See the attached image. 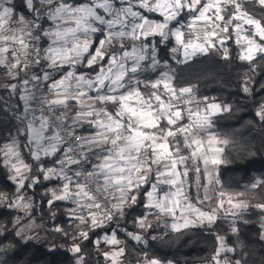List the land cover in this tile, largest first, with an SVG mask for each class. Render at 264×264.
Masks as SVG:
<instances>
[{
	"label": "snow or ice",
	"instance_id": "6c2138e0",
	"mask_svg": "<svg viewBox=\"0 0 264 264\" xmlns=\"http://www.w3.org/2000/svg\"><path fill=\"white\" fill-rule=\"evenodd\" d=\"M246 4L264 12V0H0V66L18 81L4 87L23 101L17 118L24 127L0 145V169L14 188L11 197L0 192V205L24 214L12 221L16 238H38L25 232L39 227L32 212L40 187L49 209L71 204L66 219L74 227L54 231L69 242L74 264H84L77 240L112 246L104 253L111 264L125 253L119 232L146 242L118 223L136 206L144 212L132 223L144 233L156 226L152 215L171 218L164 227L180 232L211 227L221 210L236 233L246 210L264 211L242 194H210L228 143L212 131L213 118L231 106L197 98L194 85L177 87L169 64L188 65L212 51L228 59L232 41L237 58L254 69L264 59V22ZM241 90L252 91L247 78ZM256 116L264 121V102ZM249 188H264V178ZM216 239L211 264H242L228 256L237 249L225 237ZM138 264L162 261L145 252Z\"/></svg>",
	"mask_w": 264,
	"mask_h": 264
},
{
	"label": "trees",
	"instance_id": "16d2710c",
	"mask_svg": "<svg viewBox=\"0 0 264 264\" xmlns=\"http://www.w3.org/2000/svg\"><path fill=\"white\" fill-rule=\"evenodd\" d=\"M13 2L19 4L20 0ZM245 7L252 15L264 22V12L258 7L251 4H246ZM228 14L230 15V12ZM227 47L230 53L228 59L223 58L222 52L212 51L195 58L188 65H177L171 60L169 64L176 69L179 77L180 82L177 87L194 85L197 98L208 97L209 102L231 106L230 111L221 112L213 118L212 131L219 139L228 143L222 145L223 159L226 162L219 166L220 183L212 195L216 197L220 192L233 196L242 194L239 199L254 206L264 203V188L259 190L249 188L254 178H264V121L256 116L259 104L264 102V90H262L264 59L257 58L253 62L255 66L253 69L247 62L237 58L238 50L234 42L229 41ZM245 78L248 79V86L252 90L249 93L241 90ZM17 82L6 77L4 68L0 66V145L6 143L11 136H16L17 128L24 127L17 118L22 115L23 101L19 99V93H13L10 88L4 87ZM45 186L52 185L45 182ZM13 191L14 188L7 181L5 171L0 169V192H7L11 197ZM35 192L37 195L34 197L35 207L32 215L39 227L25 232V235L37 236V239L23 241L16 238L12 232V221L16 216H22V212L0 205V226L2 231L7 230L0 233V240L3 241L0 245H5L2 264H74L72 254L65 250L69 242L60 233L54 231L57 226L63 227L65 231H71L74 227V225L70 226L66 219L71 204L59 202L49 209L42 201L44 188H36ZM28 194L31 195V191ZM50 212L56 214L55 219ZM143 212L144 209L140 206L127 210L125 217L119 220L120 225L130 232H140L133 226L132 221ZM27 220L28 218H25L22 223ZM262 223H264V211L250 207L242 217L236 219L235 226L238 229L236 233L230 230L232 222L227 217H220L211 227L197 225L182 229L180 232L158 229L156 225L147 233L140 232L146 241L143 243H137L125 234H118L123 240L122 247L125 249L120 264L141 262L145 252L149 257L167 263L171 261L172 264H211V258L218 244L216 239L218 235L226 238L228 246L237 249L234 253H228L229 257L241 260L242 264H264ZM80 228L84 231L88 230L85 225H80ZM5 235L7 239H3ZM152 236L158 238L152 240ZM94 239L93 236L92 240ZM76 243L81 244L84 264H107L103 254L107 249L105 244L101 243L97 247L92 241L77 240Z\"/></svg>",
	"mask_w": 264,
	"mask_h": 264
},
{
	"label": "rangeland",
	"instance_id": "374dc122",
	"mask_svg": "<svg viewBox=\"0 0 264 264\" xmlns=\"http://www.w3.org/2000/svg\"><path fill=\"white\" fill-rule=\"evenodd\" d=\"M21 58H23V57H21ZM164 70H167V69H164ZM155 78V77H154ZM18 83V82H17ZM186 122V121H185ZM216 186L217 185H215V186H210V188L211 187H214V189L216 188ZM190 191H192L193 193H194V189H190ZM213 192V191H212ZM212 192L210 193L211 195H212ZM202 194V193H201ZM233 196V195H232ZM215 206V205H214ZM225 207H227V204H225ZM205 210H208L207 208L205 209ZM22 212V211H21ZM24 214H23V212H22V216H23ZM220 217H225L224 216V213H223V210H221V212H220V216H219V218ZM227 218L232 222L233 221V218L231 217V216H227ZM149 220L154 224V225H157V228L158 229H162V230H166L167 228H165L164 227V225H165V223H168V224H170L171 223V218H169V217H162L160 220H159V222H157V219H156V217L155 216H149ZM29 222V220H27L24 224H27ZM118 223L120 224V222L118 221ZM35 224H36V222H35ZM37 225V224H36ZM86 227H87V225H85ZM3 231H2V229H0V233H2ZM26 232H28V231H26ZM134 233H136V232H134ZM118 234H124V232H119ZM118 234H117V239H119L120 241H121V244L123 243V240L121 239V238H119L118 237ZM129 238V237H128ZM134 241V240H133ZM105 246H109V245H106L105 244ZM112 247V246H111ZM0 248H4L5 249V245H0ZM113 250V248H109L108 250H105L104 251V253H106L107 251H112ZM4 251H0V264H2V262H1V259L3 258V256H4V253H3ZM103 253V254H104ZM105 257V256H104ZM106 260V259H105ZM120 261H121V259H120ZM106 263L107 264H111V261L110 260H106ZM167 263V262H166Z\"/></svg>",
	"mask_w": 264,
	"mask_h": 264
},
{
	"label": "crops",
	"instance_id": "0c3cea01",
	"mask_svg": "<svg viewBox=\"0 0 264 264\" xmlns=\"http://www.w3.org/2000/svg\"><path fill=\"white\" fill-rule=\"evenodd\" d=\"M9 56H10V53H9ZM22 59V58H21ZM74 107V106H73ZM140 233V232H139ZM142 236H143V234L142 233H140ZM130 238V237H129ZM135 241V240H134ZM135 242H137V243H143V242H140V241H135ZM118 247H122V244H120ZM106 250H108L109 248H113V247H111L110 245L109 246H106ZM107 252H109V251H107ZM122 258V257H121ZM120 258V259H121ZM143 261V260H142ZM136 264H138V263H136ZM162 264H168V263H166V262H162Z\"/></svg>",
	"mask_w": 264,
	"mask_h": 264
},
{
	"label": "built area",
	"instance_id": "2783aa9c",
	"mask_svg": "<svg viewBox=\"0 0 264 264\" xmlns=\"http://www.w3.org/2000/svg\"><path fill=\"white\" fill-rule=\"evenodd\" d=\"M26 43H29V41H25ZM37 115H39V112H37Z\"/></svg>",
	"mask_w": 264,
	"mask_h": 264
}]
</instances>
